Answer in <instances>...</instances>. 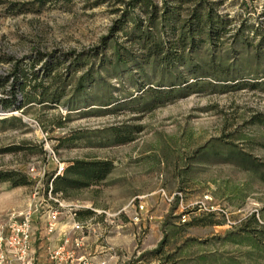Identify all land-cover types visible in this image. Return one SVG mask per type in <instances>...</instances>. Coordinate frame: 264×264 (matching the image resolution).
I'll list each match as a JSON object with an SVG mask.
<instances>
[{"label":"rangeland","instance_id":"374dc122","mask_svg":"<svg viewBox=\"0 0 264 264\" xmlns=\"http://www.w3.org/2000/svg\"><path fill=\"white\" fill-rule=\"evenodd\" d=\"M211 1L223 31L211 44L197 25L194 45L170 46L183 62L168 66L145 60L143 41L126 35L134 18L146 17L139 8L117 23L118 0H0V101L19 107L1 113L0 105V172L29 181L0 182V232L33 203L28 168L45 166V201L31 224L34 264H57L53 252L64 238L77 264H264V0ZM181 8L176 28L190 14ZM158 22L142 31L176 41L179 30L166 36ZM87 74L94 83L77 93ZM31 85L46 91L32 95ZM115 131L131 141L117 145ZM50 151L64 167L108 160L113 169L96 185L48 199ZM48 211L57 213L51 233ZM73 222L83 231L64 233ZM229 231L250 241L226 242ZM164 235L159 254L147 255ZM0 264L19 263L2 248Z\"/></svg>","mask_w":264,"mask_h":264},{"label":"trees","instance_id":"16d2710c","mask_svg":"<svg viewBox=\"0 0 264 264\" xmlns=\"http://www.w3.org/2000/svg\"><path fill=\"white\" fill-rule=\"evenodd\" d=\"M44 2L45 0H35L36 4ZM118 2L123 4V9H121L122 16H120V19L117 21V23H125L126 21H128L126 20V17L129 15V11L134 8H139L146 14V17L144 19L136 17L132 20L133 28L126 35L131 38L137 36L138 39L143 41L142 46L146 48L147 51L145 60L152 57L154 59L158 57L155 61H157L160 65L166 64L168 66H177V63H180L181 61L183 62L182 57L176 54L177 52L173 51L170 46H183L187 39H189L190 45H194L195 40L197 39L195 36L196 31H198L197 25L207 27L206 40L211 42V44L219 37V34L217 33H219V31H223V28L215 26V24L218 23L214 13V6L216 5V3L212 2L211 0H161L160 6L155 4L152 0H129L127 2L118 0ZM183 5H185L184 10L188 11L190 14L188 15V18L184 20V22L180 26H178V28H176L175 23L177 21L178 12L180 9H182L181 7ZM20 7L22 6H19L18 11L23 12L24 10H22ZM260 16L264 17V4ZM158 19V24L160 27H162V32L165 33L166 36L167 34L173 35L175 33V30H179V34L176 41L167 42L169 43L168 45L164 42V39H158L153 41L150 33L145 34V32L142 31L144 25H147L150 30L148 29L146 31L151 32L155 25H157ZM203 27L199 28V30H203ZM166 29H169V32H167ZM128 55L129 57H132L131 54ZM116 61L119 65H125L127 62L126 58L123 57L120 52H116ZM23 77L26 79L27 76L23 74ZM85 81L93 84L94 78L91 74H87L86 76L82 77L78 82V86L76 88L77 93H81L85 89ZM27 83H29V81H27ZM23 87L24 85L20 88L22 89ZM31 87L32 95H34V93L41 94V92L46 91L43 89H39V85H31ZM27 96L28 95L25 94V97ZM53 101L55 102L56 100ZM0 105L2 106L1 113L19 109L18 106H15L14 103L10 101H0ZM4 121L5 119L1 120V122ZM113 137L117 145L131 141L129 134L120 131H115ZM71 139L81 140L82 137L77 136ZM243 155L249 157L248 155ZM251 161L252 163H254L249 165L252 170L259 167L256 160L251 158ZM112 169L113 164L111 161L108 160L70 161L68 162L67 166L64 167L63 174L52 179V193L60 194L61 196L66 198L68 196L67 192L69 189L76 190L96 185L103 181L112 171ZM262 177L264 179V176ZM0 182H8L12 187L26 186L27 184H29V181L24 174L14 171L0 172ZM87 213L91 214V212L89 211ZM195 222H198V220L193 219L186 225L189 226L194 224ZM166 225L167 223L166 221H164L163 228ZM165 237L166 236L164 235V238L159 243L158 248L153 251L147 252V255L155 256L159 254L160 247L164 243ZM225 241L236 245H244L246 241L250 240L249 237L246 235H233L232 232L229 231L226 232ZM256 244L252 242L250 245L256 248ZM144 255L145 254H143L142 256Z\"/></svg>","mask_w":264,"mask_h":264},{"label":"built area","instance_id":"2783aa9c","mask_svg":"<svg viewBox=\"0 0 264 264\" xmlns=\"http://www.w3.org/2000/svg\"><path fill=\"white\" fill-rule=\"evenodd\" d=\"M48 158L55 163V170L53 178L61 176L63 174L64 164L60 163L52 151L49 152ZM40 164V163H39ZM39 164L31 165L27 170V175L30 181L35 185V192L33 193V203L28 208L18 214L11 217V222L7 226L6 235L0 232V250L3 248L5 252L13 255L19 264H34V256L30 249L31 243V224L33 216L40 211L43 202L45 201L43 196L39 195V187L46 175L45 166H38ZM52 179L47 185V198H51L52 193ZM144 210V205L139 202L137 205L136 213L141 214ZM47 222V231L51 233L55 230L57 224V213L55 211H48L45 216ZM18 218V220L16 219ZM83 225L78 222H73L70 225V231L78 233L83 231ZM80 239H74L76 247L79 246ZM71 241L68 238H64L61 245L53 252V259L57 260V264H77V260L73 258L72 253L67 251L68 245ZM81 264H87L86 262L79 260ZM105 264V263H101Z\"/></svg>","mask_w":264,"mask_h":264},{"label":"crops","instance_id":"0c3cea01","mask_svg":"<svg viewBox=\"0 0 264 264\" xmlns=\"http://www.w3.org/2000/svg\"><path fill=\"white\" fill-rule=\"evenodd\" d=\"M39 219H42V217H40ZM38 224H39V228H36L35 227V229H38L40 231L39 233H43L44 234L45 233V228H44L45 224L42 225L41 222H38ZM66 229L67 230L64 231V233L65 232L67 233L70 230V225L67 226ZM60 232H61V230L60 231L59 230L58 231L56 230V234H58V236H61L63 234V232L62 233H60ZM57 239H60V238H57ZM44 251H45L44 249H42V250L38 249V257L39 256L41 257L42 256V253H44ZM38 262L41 263L42 261L38 259Z\"/></svg>","mask_w":264,"mask_h":264}]
</instances>
